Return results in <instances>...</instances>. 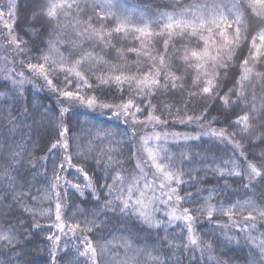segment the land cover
<instances>
[{
	"label": "snow or ice",
	"instance_id": "obj_1",
	"mask_svg": "<svg viewBox=\"0 0 264 264\" xmlns=\"http://www.w3.org/2000/svg\"><path fill=\"white\" fill-rule=\"evenodd\" d=\"M24 3L0 0V264L42 220L49 264H264V0Z\"/></svg>",
	"mask_w": 264,
	"mask_h": 264
},
{
	"label": "trees",
	"instance_id": "obj_2",
	"mask_svg": "<svg viewBox=\"0 0 264 264\" xmlns=\"http://www.w3.org/2000/svg\"><path fill=\"white\" fill-rule=\"evenodd\" d=\"M123 4H125L126 7H133V6H140L143 3H150L151 7L153 9L159 8L160 10H164L166 5H169L171 3V0H121ZM21 9L22 11L27 14L28 13V7L25 5L24 0H21ZM38 83H43L42 81H39ZM34 104H40L44 107L51 108L53 111L57 110V101L54 94L47 91V89L40 90L39 88H33L31 85L28 86L27 91L25 93V98L21 99L19 102L18 107L20 109H23L27 107L28 109H33ZM44 108L40 109V112L43 113ZM213 115H216L215 112H213ZM32 113L29 112V124L32 123L31 120ZM101 119H104L103 117ZM222 119V117H221ZM36 120L39 123L40 121V115H36ZM111 124L114 126L116 124L115 121H112ZM47 128V121L43 122V126L37 128L36 130L31 131V141L29 143V152L34 153V155L31 156V159H33L37 164L40 163V157L47 154V147L49 145V140L51 139L50 133L46 131ZM176 130L184 131L185 129L182 126L177 125ZM25 131H28L26 128ZM173 149L175 146H172ZM207 147V145H205ZM221 149H224V145L219 146ZM131 149V145L128 147H125L123 149L124 153L126 155L129 154ZM221 155L223 153H220ZM26 167H30V165H26ZM51 167V163L49 162V168ZM43 171V169H41ZM209 179L212 180L211 176H209ZM222 183V182H221ZM213 184H215V180H212L211 184H208L207 187H211ZM76 199V202L80 204V207L83 209L91 210L96 202L92 200L90 197L88 198H73L70 197L67 201L68 208L65 210L66 217L70 216L72 214V211L74 209L72 208V200ZM46 206V205H45ZM19 215V213H17ZM111 215V213H109ZM81 219L83 217H80ZM15 223V221H13ZM32 221L30 218L26 219V224H31ZM41 223L44 225L43 232L41 233L40 230L33 229V232H36V235L31 238V240L24 244L25 252L27 253L26 259L31 261V264H49V255H48V244L49 242L45 239V235L48 233L47 224L50 223V221L42 220ZM115 223V222H114ZM142 227L138 224H135L134 221L129 222V228L133 227ZM199 228L203 230L204 233H208L209 230L212 228V225L207 224L206 221H201ZM55 231V229H53ZM171 231V230H170ZM67 239V238H64ZM37 246L40 251H37ZM226 256H231L234 259L238 256L242 260L244 255L247 254V248L244 246H241L240 248L233 249L231 251H226L224 253ZM197 255H199L197 253Z\"/></svg>",
	"mask_w": 264,
	"mask_h": 264
}]
</instances>
